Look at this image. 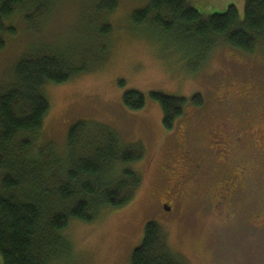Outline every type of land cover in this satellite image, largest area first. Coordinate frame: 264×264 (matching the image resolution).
Segmentation results:
<instances>
[{"label":"rangeland","instance_id":"obj_1","mask_svg":"<svg viewBox=\"0 0 264 264\" xmlns=\"http://www.w3.org/2000/svg\"><path fill=\"white\" fill-rule=\"evenodd\" d=\"M187 1L203 16L231 4L240 15L244 11V0ZM145 4L120 0L106 13L95 0H54L47 15H34L28 22L17 13L11 18L15 32L0 31V90L12 81L18 59L38 48H56L85 66L66 82L44 84L49 108L40 133L43 144L63 154L69 127L87 119L112 128L122 143L144 147L143 158L128 165L142 176L134 198L102 210L91 221L71 219L63 231L71 251H60L53 264H130L149 220L161 226L187 264H264V229L258 230L264 216L253 226L248 208L243 216H235L228 204L215 209L223 194L220 183L237 156L236 128L254 130L247 135L245 157L255 167L251 174L260 176L255 195L264 193V42L244 52L218 39L200 62L197 48L160 33L149 20L133 22L132 12ZM129 89L145 95L142 108L123 104ZM152 90L187 98L170 129L163 125L160 105L149 96ZM196 93L201 105L191 101ZM181 144L201 164L186 180L189 170L177 149ZM229 146L226 154L223 149ZM222 153L228 155L226 162L219 161ZM174 192L186 195L172 206L167 193Z\"/></svg>","mask_w":264,"mask_h":264},{"label":"trees","instance_id":"obj_2","mask_svg":"<svg viewBox=\"0 0 264 264\" xmlns=\"http://www.w3.org/2000/svg\"><path fill=\"white\" fill-rule=\"evenodd\" d=\"M119 1L95 0L97 9L106 13L114 11ZM53 3L0 0V31L14 33L13 16L19 13L32 22L34 15H47ZM132 20L137 24L149 20L160 33L197 48L200 62L218 39L244 52H253L264 42V0H244L242 15L231 4L207 16L187 0H146L132 12ZM108 28L105 24L102 32ZM73 58L56 48H38L18 59L12 81L0 90L1 264H53L60 251H71L63 234L71 219L91 221L102 210L123 206L142 184L141 174L128 165L143 158L144 147L122 143L107 125L76 121L67 131L63 154L40 141L49 108L43 86L66 82L85 70ZM149 96L160 105L163 125L170 129L183 114L187 98L157 90ZM122 101L130 109H140L145 95L129 89ZM191 101L201 105L202 97L193 94ZM130 264L187 261L173 250L161 226L149 220L131 252Z\"/></svg>","mask_w":264,"mask_h":264},{"label":"flooded vegetation","instance_id":"obj_3","mask_svg":"<svg viewBox=\"0 0 264 264\" xmlns=\"http://www.w3.org/2000/svg\"><path fill=\"white\" fill-rule=\"evenodd\" d=\"M228 126V121L227 125ZM234 139L237 141L235 144V148L237 149V156H234L231 159V167L229 172L225 175L226 180L220 183L219 189L223 191V194L219 195L215 200V209H219L221 206L229 205L232 206V213L236 216V213L242 212L241 216L245 214V208L250 209L251 214V225H254V220H259L262 216H264V193L262 195L256 196V184L260 179V176H253L251 173L254 172L255 167L252 165L249 159H246L245 154L246 149L248 148V140L247 135L250 136L254 133V130L247 133L245 131L240 132L238 128H236ZM226 133L227 128L223 131V142H226ZM184 144H181L179 148L181 149L182 156L184 157L185 166L188 168V174L184 176L186 178H191L194 172L196 173L200 168V161L198 158L191 156L188 151L184 148ZM254 148V147H253ZM231 146L228 149L224 148L223 152L225 151L226 154L230 151ZM223 154V158L219 159L221 162H226L228 155ZM181 185V184H180ZM172 194V192H171ZM186 194L181 192H174L173 195H169L167 193V201L172 206L177 201L181 200L182 196ZM178 197V198H177ZM241 201L240 203H236V201ZM159 205L164 206L167 210L171 211V206H167L165 202H161ZM258 229V228H257ZM262 228L258 229L261 230Z\"/></svg>","mask_w":264,"mask_h":264},{"label":"water","instance_id":"obj_4","mask_svg":"<svg viewBox=\"0 0 264 264\" xmlns=\"http://www.w3.org/2000/svg\"><path fill=\"white\" fill-rule=\"evenodd\" d=\"M167 208H168V207H167ZM167 208H166V209H167Z\"/></svg>","mask_w":264,"mask_h":264}]
</instances>
